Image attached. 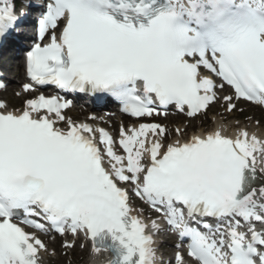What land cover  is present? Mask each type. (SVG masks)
Listing matches in <instances>:
<instances>
[{
  "label": "snow or ice",
  "instance_id": "1",
  "mask_svg": "<svg viewBox=\"0 0 264 264\" xmlns=\"http://www.w3.org/2000/svg\"><path fill=\"white\" fill-rule=\"evenodd\" d=\"M42 7L24 92L53 85L100 94L135 118L170 107L195 118L221 100L227 112L240 101L264 109V0ZM27 15H17L16 0H0V43ZM71 106L59 95L19 109L0 101V264H42L48 249L36 232L71 234L68 249L82 236L93 254L112 253L108 264H158L161 232L178 238L175 264H264V186L254 185L264 174V138L247 128L228 135L223 124L186 137L153 122L121 124L115 139L75 122L65 114ZM132 197L157 218L132 215Z\"/></svg>",
  "mask_w": 264,
  "mask_h": 264
},
{
  "label": "rangeland",
  "instance_id": "2",
  "mask_svg": "<svg viewBox=\"0 0 264 264\" xmlns=\"http://www.w3.org/2000/svg\"><path fill=\"white\" fill-rule=\"evenodd\" d=\"M10 56V54L8 55V57ZM11 62L13 64L18 63L16 62L15 59L11 60ZM13 85H17L16 87H14ZM17 90H18V84L16 83V81L12 82V84L10 85L9 89L3 94L4 98H9L12 102H16L17 105L19 106L21 104L22 98H17L16 94H17ZM216 109V110H215ZM225 110V107L221 106V105H217L216 108H214L213 113L214 115H223ZM241 111H243L244 113H246L248 115V118L250 117H254V119L252 120L253 124H256V121L260 120L261 124H263L264 122V112L261 111L259 108H252L250 107V105L241 103L238 105V108L234 111V115L230 116L229 119L235 122H240L239 120V115L238 113H241ZM214 115H209L206 117H202L200 119H196V121L192 122V121H188L185 118L182 117V127H186L187 129L189 127H192L193 124H204V122H208V129H210L213 125V116ZM246 122H249V119L245 120ZM189 122V123H188ZM60 241V240H59ZM60 244V243H59ZM60 254V259H55L52 258V263L53 264H87L88 260H87V256H88V251L87 250H83L81 245L80 246H76V248H74L71 251V254H64L63 250L59 251Z\"/></svg>",
  "mask_w": 264,
  "mask_h": 264
},
{
  "label": "bare ground",
  "instance_id": "3",
  "mask_svg": "<svg viewBox=\"0 0 264 264\" xmlns=\"http://www.w3.org/2000/svg\"><path fill=\"white\" fill-rule=\"evenodd\" d=\"M8 70H9V74L13 72H16L17 75L20 76V79L23 80L24 79V74L23 72L21 71V65H18L17 63H15L13 66H9L8 67ZM12 81H14V78L12 77ZM11 81V82H12ZM14 87H16V85H13ZM6 104H8L6 102ZM9 105V104H8ZM252 108L256 109L258 106H251ZM11 108V107H9ZM260 108V107H258ZM261 111L264 112V109L262 110L260 108ZM77 115V114H76ZM83 113H79V117H82ZM232 115L231 112H229V114H226L225 116H216L213 118V126L209 129V130H206L204 129V126L203 125H199V124H194L192 125V128H191V133L192 135L193 134H198V133H201V132H208V131H213L216 129V127H218L220 124H223L225 126V131H226V134L228 135H235V133L241 129V128H247V130L251 133L255 132L256 135L260 136L261 138H264V128H260L259 126L255 125V124H252V123H238V122H235V121H232V120H229V117ZM70 117V116H69ZM117 134V133H115ZM188 137V136H187ZM260 176H261V182L259 183V185H257L256 187L259 188L261 186H264V174L262 173H259ZM71 241H67V243H70ZM59 245V243L57 241L55 242H51V246L57 248ZM67 250H69L67 248ZM170 250H172L170 248ZM174 251V250H173ZM90 253V251H89ZM40 257L42 259V261L44 263H47V259L49 258L47 255L44 254V252H41L40 253ZM56 258L57 259H60V256H59V252L57 253L56 255ZM98 258V257H97ZM96 258V259H97ZM101 258V257H100ZM93 258L92 257H89V262H93Z\"/></svg>",
  "mask_w": 264,
  "mask_h": 264
}]
</instances>
